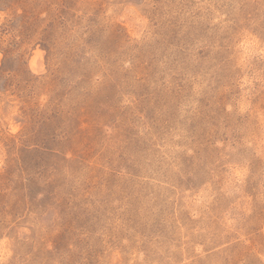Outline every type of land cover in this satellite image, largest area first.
I'll return each mask as SVG.
<instances>
[{
  "label": "rangeland",
  "instance_id": "rangeland-1",
  "mask_svg": "<svg viewBox=\"0 0 264 264\" xmlns=\"http://www.w3.org/2000/svg\"><path fill=\"white\" fill-rule=\"evenodd\" d=\"M0 264H264V0H0Z\"/></svg>",
  "mask_w": 264,
  "mask_h": 264
}]
</instances>
